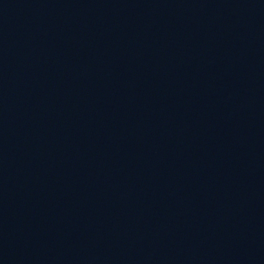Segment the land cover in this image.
Masks as SVG:
<instances>
[{"label": "water", "instance_id": "obj_1", "mask_svg": "<svg viewBox=\"0 0 264 264\" xmlns=\"http://www.w3.org/2000/svg\"><path fill=\"white\" fill-rule=\"evenodd\" d=\"M0 264H264V0H0Z\"/></svg>", "mask_w": 264, "mask_h": 264}]
</instances>
